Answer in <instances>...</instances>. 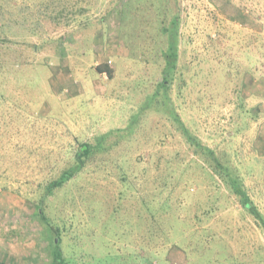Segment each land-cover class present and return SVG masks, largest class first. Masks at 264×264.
Instances as JSON below:
<instances>
[{"label":"rangeland","instance_id":"rangeland-1","mask_svg":"<svg viewBox=\"0 0 264 264\" xmlns=\"http://www.w3.org/2000/svg\"><path fill=\"white\" fill-rule=\"evenodd\" d=\"M209 151L264 217V0H0V264H264Z\"/></svg>","mask_w":264,"mask_h":264},{"label":"trees","instance_id":"trees-1","mask_svg":"<svg viewBox=\"0 0 264 264\" xmlns=\"http://www.w3.org/2000/svg\"><path fill=\"white\" fill-rule=\"evenodd\" d=\"M96 70L100 73H106L108 75V78L112 77L113 75L112 67L108 65V63L106 62L98 63L96 65ZM164 83L165 82H162L161 84L165 85ZM101 146H103L101 142H97V143L81 142L79 148L76 150L75 153L74 164L65 171H63L61 176L57 180L53 181L48 185L49 191L51 192L52 188L56 186H61L64 182L73 178L75 175L78 176L77 174L81 171V168L86 163V160L94 153L96 149L100 148ZM207 154H210V156L212 157L211 160L215 161L216 168L219 167L221 169L219 170L217 168L218 175L221 177L222 180L226 181L229 184L231 190L240 197L239 200L241 206L245 210L253 214L258 224L262 227V230L264 231V217L261 215V213L257 210L256 206L253 204L251 198L245 191L244 187L238 180L237 176H232L230 175V171L228 169H223L221 163L216 161L217 159H215L212 151H209V153ZM59 241L60 239L58 237V241L53 242L55 247L53 250V258L51 264H62L64 262V257L62 256V251L59 247L60 245ZM217 262H220L217 264H222L224 263V260H220L217 258Z\"/></svg>","mask_w":264,"mask_h":264}]
</instances>
